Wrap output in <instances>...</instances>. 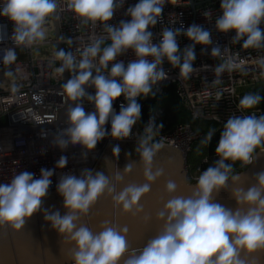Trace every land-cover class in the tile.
<instances>
[{
  "label": "clouds",
  "instance_id": "9594fccd",
  "mask_svg": "<svg viewBox=\"0 0 264 264\" xmlns=\"http://www.w3.org/2000/svg\"><path fill=\"white\" fill-rule=\"evenodd\" d=\"M164 2L137 0L126 10L130 19L113 26L107 22L113 19L117 0H69L68 7L78 17L105 24L110 43L105 45L104 38L94 40L80 53L78 61L63 49L56 53L62 61L57 71L71 74L62 86L63 91L76 102L67 111L68 126L53 140L61 151L69 145L93 151L106 135L115 140L128 138L141 118L137 98L154 96L152 86L167 79L164 62L178 67L179 75L187 77L196 59L194 46L212 44L209 31L196 24L188 26L183 33L179 29L165 28L159 41L154 43L149 29L161 17ZM56 10L57 0H0V17L14 25L10 37L14 47L4 49L0 64L15 63V46H31L43 41L45 21ZM220 10L215 21L218 32H234L233 41L241 42L245 49L264 46V31L260 27L264 24V0H220ZM180 34L192 45L181 50L177 41ZM129 51L135 58L127 64L117 59ZM220 51L219 47H212L210 55L215 57ZM233 67L229 61L217 65L215 72L219 75ZM5 75L13 73L7 71ZM88 88H94V94L89 93ZM121 96L126 103L121 104L117 113L113 102ZM262 99L264 97L258 94H246L240 98L239 108L252 109ZM83 100L94 105L95 110L86 113L80 102ZM109 122L110 131L105 128ZM153 129L150 121L145 130ZM213 135V131H209L205 142H210ZM150 139V136L140 139L136 148L145 164L148 183L128 185L116 193L108 177L100 171L93 174V170H84L80 176H62L56 186L66 209L61 215L59 211L42 209L54 170L41 168L38 178L21 171L10 182L0 183V225L7 224L19 231L34 214L43 211L44 220L51 228L73 243V264H120L122 259L124 264H244L239 258L241 251L251 254L264 249V172L256 175L254 185L233 191L238 205L235 210L213 200L214 193L240 180L239 175L230 177L232 164L228 162L252 164L253 153L264 146V115L234 116L226 120L215 147L217 159L200 173L191 196H174L166 201L158 213V218L164 220L163 229L143 248L129 249L126 228L112 225L94 232L84 225L78 226L79 217L87 214L105 192L125 212L139 208L142 197L150 191V183L162 175L160 170L151 168L153 157L162 145L150 144ZM112 152L113 156H119V146H114ZM67 162L62 155L55 168L64 169ZM130 170L128 163L124 171ZM166 190L174 193L175 182L169 181ZM241 206H246V210Z\"/></svg>",
  "mask_w": 264,
  "mask_h": 264
},
{
  "label": "built area",
  "instance_id": "2783aa9c",
  "mask_svg": "<svg viewBox=\"0 0 264 264\" xmlns=\"http://www.w3.org/2000/svg\"><path fill=\"white\" fill-rule=\"evenodd\" d=\"M136 2L137 0H117L113 19L107 23L118 26L121 20L130 19L126 16V10ZM68 3L69 0H57L56 22L54 14L46 19L45 33L51 30L52 35L31 46H15V63L8 66L0 64V68L8 67L14 75L10 86L0 89V183L10 182L12 177L21 171L33 173L38 178L41 168L53 169L54 175L48 193H55L62 176H80L84 170H93L94 173L111 142H138L147 136L151 137L150 144L160 143L162 146L177 148L186 160L185 171L188 180L197 183V178L204 169H192L188 163V154L193 143L203 134L197 132L189 123L177 124L167 131L160 130L158 127L165 115L163 106L154 107L143 122L140 118L128 138L115 140L106 135L93 151L89 152L79 145H69L66 150L61 151L54 145V137L68 126L67 123H55L61 111L72 101L62 87L71 74L68 71H57L61 66L60 59L56 56L58 44H62L64 51L71 52L78 61L80 53L94 40L104 38L105 45L110 43L104 23L85 21L68 7ZM220 14V0H165L161 17L158 18L157 24L149 29L153 33L154 43L159 41L160 33L165 28L179 29L183 33L188 26L196 24L209 31L212 44L194 46L196 59L193 71L187 77L179 75V68H173L165 61L163 68L167 79L152 86L155 95L137 98L141 112L148 108L151 98L161 96L165 92V86L172 84L193 118L214 121L219 127H223L229 117H259L264 114L262 108H239L241 97L253 94L254 90L264 91V46L245 49L241 47V42L233 41L234 32H218L215 21ZM56 25L59 38L55 35ZM13 27L7 18L0 17V36L3 37L0 40V55L5 48L14 47L10 39ZM260 27L264 31V24ZM177 41L181 50L192 45L183 34L177 36ZM212 47H219L220 54L212 57ZM25 54L29 55L28 60H24ZM134 58V53L129 51L117 59L127 64ZM229 61L234 65L232 70L226 69L217 75L216 66ZM87 91L94 94L95 89L88 88ZM80 102L83 103L84 110L95 109L87 100ZM125 103L124 97L121 96L113 102V108L118 113L121 104ZM150 121L154 129L147 132L145 128ZM19 127L24 129L20 131ZM105 128L110 131V122ZM260 152H264V146L253 153V163ZM62 155L67 158L66 167L55 168L56 161ZM216 159L214 154L205 157L203 163L209 167ZM252 164L245 165L249 167Z\"/></svg>",
  "mask_w": 264,
  "mask_h": 264
},
{
  "label": "water",
  "instance_id": "95a60500",
  "mask_svg": "<svg viewBox=\"0 0 264 264\" xmlns=\"http://www.w3.org/2000/svg\"><path fill=\"white\" fill-rule=\"evenodd\" d=\"M54 19L56 22V12ZM55 35L57 38L60 36L57 25L55 26ZM57 49H63L62 44L59 43ZM60 63L62 65L61 60ZM73 105L72 101L68 102L61 111L56 125L67 123V111ZM94 110H85V112ZM23 129L24 127L18 128L20 131ZM116 145L120 148L119 156H113L112 148ZM137 146L138 142H111L95 170V172H103L108 177L116 193L128 185L148 183L144 175L145 164L139 153L136 152ZM128 163L131 164V170L126 172L124 168ZM185 164L186 160L183 159L177 148L163 145L157 156L153 157L151 164L152 170H160L162 175L150 183V191L142 197L138 209L134 208L131 212L123 211L121 206L115 204L112 196L105 192L87 214L79 217L78 226L84 225L94 232H99L105 226L112 225L126 228L129 249L143 248L163 229L164 220L158 218V213L163 210L166 201L174 196L189 197L196 189V183L190 182L186 176ZM260 172H264V152H260L255 157L254 163L245 171L235 174L240 176L239 181L230 183L228 188L214 193V202L235 210L238 205L232 195L233 191L237 188L247 189L254 185L256 175ZM169 181L176 184L174 193H169L166 190V184ZM43 202L57 204V207H53L52 211H59L61 215L66 212L63 205H58L63 204V198L60 195L44 199ZM241 208L246 210V206H241ZM38 219L43 221L41 222L43 236H40L36 231L37 217L35 215L29 219L30 223L19 231L13 229L8 233L6 228L2 230L0 236H6L7 240L0 242V264H73L71 259L74 251L73 243L66 236L53 230L50 224L44 220V215L41 217L40 212ZM8 236L15 240V249L10 245ZM41 243L45 246L43 247ZM239 258L244 261V264H264V249L251 254L241 251ZM120 264H124L123 259Z\"/></svg>",
  "mask_w": 264,
  "mask_h": 264
},
{
  "label": "trees",
  "instance_id": "16d2710c",
  "mask_svg": "<svg viewBox=\"0 0 264 264\" xmlns=\"http://www.w3.org/2000/svg\"><path fill=\"white\" fill-rule=\"evenodd\" d=\"M253 94L264 97V91L261 90H254ZM150 100L148 108L141 112V121L143 122V119L151 114L154 107L163 106L165 108V115L163 121L159 124V126L162 125V128H159L160 130L167 131L177 124L189 123L197 132L202 133L203 136L193 143L192 149L188 154V163L194 170L198 168L206 169L208 166L203 163V159L215 154V147L218 144L220 132L223 130V127H219L214 121L193 118L190 111L178 97L176 87L172 84L165 86V92L161 96L153 97ZM254 108L264 109V99ZM209 131H213L214 135L210 142H205ZM228 163L232 164L230 177L248 168L247 165L239 161H229Z\"/></svg>",
  "mask_w": 264,
  "mask_h": 264
},
{
  "label": "flooded vegetation",
  "instance_id": "af4514ba",
  "mask_svg": "<svg viewBox=\"0 0 264 264\" xmlns=\"http://www.w3.org/2000/svg\"><path fill=\"white\" fill-rule=\"evenodd\" d=\"M168 152H170V151H168ZM203 170V169H202ZM53 196H59V194H58V192H55V193H47V195H46V197L44 198V199H47V198H50V197H53ZM43 199V200H44ZM58 205H63V204H58ZM57 207V204H53V203H45V202H43L42 203V209H48L49 211H52L53 210V207ZM42 213H43V211H40V214H41V217L43 216L42 215ZM36 217H37V220H36V231L38 232V234L40 235V236H43L42 235V233H43V231H42V227H43V224L41 225V222H43V221H41V220H39L38 219V216H39V212H37L36 214H34ZM28 223H30V220H28L27 222H26V224H28ZM38 226V227H37ZM6 228V231L9 233V232H12V230H13V228L11 227V226H9V225H7V224H3V225H0V233L2 232V230H4ZM35 231V232H36ZM14 232V231H13ZM5 240H7V238H6V236H4V235H1L0 236V242H5ZM8 240H9V242H10V245L12 246V247H14V249L16 248V245H15V240L14 239H12V238H10L9 236H8ZM41 241L43 242V240H42V238H41ZM42 244V246L44 247L45 245L43 244V243H41Z\"/></svg>",
  "mask_w": 264,
  "mask_h": 264
},
{
  "label": "rangeland",
  "instance_id": "374dc122",
  "mask_svg": "<svg viewBox=\"0 0 264 264\" xmlns=\"http://www.w3.org/2000/svg\"><path fill=\"white\" fill-rule=\"evenodd\" d=\"M50 35H52L51 30L49 32L45 33V38L49 37ZM28 59H29V55L25 54L24 60H28ZM7 71H11L10 68H8V67L0 68V89L8 88L10 86L12 78H14V75H12V76L5 75V73Z\"/></svg>",
  "mask_w": 264,
  "mask_h": 264
}]
</instances>
